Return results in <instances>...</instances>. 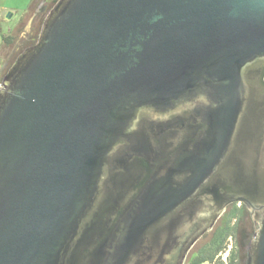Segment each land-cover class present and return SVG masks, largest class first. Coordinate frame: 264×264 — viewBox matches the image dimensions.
I'll return each instance as SVG.
<instances>
[{
  "label": "water",
  "instance_id": "95a60500",
  "mask_svg": "<svg viewBox=\"0 0 264 264\" xmlns=\"http://www.w3.org/2000/svg\"><path fill=\"white\" fill-rule=\"evenodd\" d=\"M55 2L0 90V264H184L236 200L264 264V0Z\"/></svg>",
  "mask_w": 264,
  "mask_h": 264
},
{
  "label": "flooded vegetation",
  "instance_id": "af4514ba",
  "mask_svg": "<svg viewBox=\"0 0 264 264\" xmlns=\"http://www.w3.org/2000/svg\"><path fill=\"white\" fill-rule=\"evenodd\" d=\"M17 58L18 55L10 57L3 63L0 71V80L3 83ZM251 205L244 200L227 204L212 228L190 248L184 264H252L249 246L257 232L259 220Z\"/></svg>",
  "mask_w": 264,
  "mask_h": 264
},
{
  "label": "rangeland",
  "instance_id": "374dc122",
  "mask_svg": "<svg viewBox=\"0 0 264 264\" xmlns=\"http://www.w3.org/2000/svg\"><path fill=\"white\" fill-rule=\"evenodd\" d=\"M11 2L15 6L25 5L27 8L30 6L29 1L26 0H11ZM52 6L53 0H38L31 5V9L24 19L20 11L16 12L15 15H13L14 11H8L5 17H2L3 20L1 22L4 33L11 34L13 37L10 41H4L3 44V37L0 32V54L4 57L5 62L10 57L19 56L27 48L28 43L33 41L32 35L39 34L44 19ZM9 13L12 14L9 16ZM11 31L13 32L10 33Z\"/></svg>",
  "mask_w": 264,
  "mask_h": 264
},
{
  "label": "crops",
  "instance_id": "0c3cea01",
  "mask_svg": "<svg viewBox=\"0 0 264 264\" xmlns=\"http://www.w3.org/2000/svg\"><path fill=\"white\" fill-rule=\"evenodd\" d=\"M26 1H29V5H30L29 8H27L25 5L24 6H15L14 4H12L11 0H0V27H1L0 32H1V34L4 33L3 28H2V22H1V20H3L2 17H5V15L7 14L8 11H14L13 12V15H15L16 12H19L20 11L21 12V15L23 16V19H24V17L28 13V11H30L31 5H33L38 0H26ZM12 32L13 31H11L10 33H12ZM4 34L5 35H8L6 33H4ZM3 44H4V39H3ZM3 63H5V59L0 54V67H2Z\"/></svg>",
  "mask_w": 264,
  "mask_h": 264
},
{
  "label": "trees",
  "instance_id": "16d2710c",
  "mask_svg": "<svg viewBox=\"0 0 264 264\" xmlns=\"http://www.w3.org/2000/svg\"><path fill=\"white\" fill-rule=\"evenodd\" d=\"M55 5V3H53V6ZM52 6V7H53ZM51 7V8H52ZM50 8V9H51ZM50 11V10H49ZM0 29H1V27H0ZM42 29V28H41ZM35 36V37H34ZM33 36V41L31 42L32 44H35V43H37L38 42V38H39V36H40V32H39V34H37V35H34ZM2 37H3V39H4V41H10L13 37H12V35H5L4 33H2ZM220 264H224L223 262L222 263H220Z\"/></svg>",
  "mask_w": 264,
  "mask_h": 264
},
{
  "label": "built area",
  "instance_id": "2783aa9c",
  "mask_svg": "<svg viewBox=\"0 0 264 264\" xmlns=\"http://www.w3.org/2000/svg\"><path fill=\"white\" fill-rule=\"evenodd\" d=\"M1 68H2V67H0V71H1ZM3 86H4V85H3V81L0 80V90L3 88Z\"/></svg>",
  "mask_w": 264,
  "mask_h": 264
}]
</instances>
